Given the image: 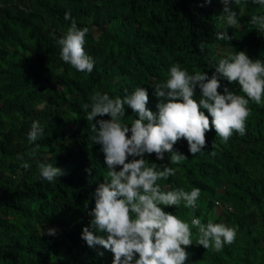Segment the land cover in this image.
I'll return each mask as SVG.
<instances>
[{"label": "trees", "instance_id": "1", "mask_svg": "<svg viewBox=\"0 0 264 264\" xmlns=\"http://www.w3.org/2000/svg\"><path fill=\"white\" fill-rule=\"evenodd\" d=\"M231 7L239 23L230 27L216 18L224 8L220 0H0V264H113L112 252L90 248L81 238L93 219L95 191L108 171L101 146L91 139L95 133L85 105L94 92L123 98L143 87L147 107L157 113L154 87L169 78L175 63L190 75L211 77L219 59L230 53L245 51L264 61V32L249 24L251 16L264 15V7L251 0ZM69 11L79 28L89 29L85 51L94 60L91 73L60 59L58 40L70 27L64 19ZM225 31L230 40L215 38ZM201 42L203 53L197 46ZM220 83L221 94L226 86L244 95L238 82ZM200 95L197 87L194 98ZM249 108L242 136L233 132L225 143L212 128L196 156L186 140L178 141L174 150L188 158L179 165H171L168 153L163 161L145 154L150 163L176 169L174 176L157 181L162 191L201 190L195 208L183 201L161 206L190 224L193 244L186 248L185 264H264V102L249 101ZM125 113L121 121L131 127L138 114L127 105ZM33 121L45 132L30 144ZM22 162L30 168L23 169ZM42 162L65 175L48 182L38 170ZM209 217L236 229L234 242L220 252L195 243L198 229L191 219L206 224ZM49 228L57 234L47 235Z\"/></svg>", "mask_w": 264, "mask_h": 264}, {"label": "clouds", "instance_id": "2", "mask_svg": "<svg viewBox=\"0 0 264 264\" xmlns=\"http://www.w3.org/2000/svg\"><path fill=\"white\" fill-rule=\"evenodd\" d=\"M211 2L205 0L207 4ZM220 2L224 8L216 18L230 27L236 26L238 13L231 5H238L240 0ZM251 2L264 7V0ZM64 19L71 24L58 40L60 59L79 72L91 73L94 60L85 51L89 29L79 28L70 11L65 13ZM249 24L264 32V15L251 16ZM214 36L218 40L231 39L227 31L216 32ZM197 46L203 53L205 44L201 42ZM214 69L211 77L201 72L190 75L179 63L173 64L169 78L154 87L160 101L156 105L157 113L147 107L149 94L143 87H137L123 98H111L109 94L99 92L89 97L90 103L85 107L90 108L87 121L93 122L90 129L95 135L91 139L101 146L108 171L95 191V208L89 212L93 219L90 227L83 228L81 238L90 248L99 245L112 252L113 264H185L189 259L186 248L193 244L190 224L165 212L161 206H179L183 201L186 208H195L201 190L193 187L190 192L182 188L162 191L157 181L174 176L176 169L166 164L150 163L145 154L154 153L157 160L163 161L168 153L171 165H179L188 159L174 150V145L181 139L187 141L190 153L196 156L205 148L206 133L212 128L225 143L233 132L241 136L245 134L246 120L251 113L249 101L257 105L264 102V61L251 59L245 51H239L219 59ZM221 79L229 84L238 82L244 95L226 86L221 94L218 91ZM197 87L201 93L198 99L194 98ZM125 105L139 117L132 120L131 127L121 121L126 115ZM202 109L207 110L211 121ZM105 116L110 119H96ZM44 132L40 122L33 121L27 133L28 142H35ZM38 147L32 150L33 154ZM212 147L215 148V142ZM210 155L215 156V151ZM129 157H132L130 162ZM17 159L24 161L23 154ZM21 167L27 170L30 164L22 162ZM38 170L41 178L50 183L65 175L63 169L47 162L40 163ZM86 171L91 175V169ZM190 223L198 229L195 243L206 250L212 248L220 252L224 245L235 240L234 227L215 223L211 217L206 224L199 218L191 219ZM94 232L107 236H98ZM56 234L57 229H47V235ZM98 255L103 256V252Z\"/></svg>", "mask_w": 264, "mask_h": 264}]
</instances>
